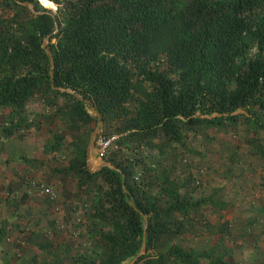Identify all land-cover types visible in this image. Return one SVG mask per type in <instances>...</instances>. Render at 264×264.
<instances>
[{"label":"trees","instance_id":"obj_1","mask_svg":"<svg viewBox=\"0 0 264 264\" xmlns=\"http://www.w3.org/2000/svg\"><path fill=\"white\" fill-rule=\"evenodd\" d=\"M18 1L35 2L11 0L19 11L25 7ZM41 1L58 5L62 19L36 10L18 29L12 19L0 18V107L19 115L10 118L6 132L26 120L25 104L38 95L52 105L65 97L61 115L80 133L95 121L88 111L95 109L102 135H116L121 147L137 154L167 142L183 144L189 133L207 136L205 129L264 128V0ZM159 59L164 69L149 67ZM143 82L151 90L143 91ZM138 90L142 97L131 109L128 101ZM49 145L58 149L59 137ZM76 147L73 162L59 173L75 175L79 192L98 193L91 216L108 225L99 236L102 264L134 257L131 264H201L174 239L211 226L202 199L181 197L168 179L149 199V179L134 175L141 156L113 163L119 171H91L87 138ZM214 204L226 209L223 202ZM209 264L235 263L218 253Z\"/></svg>","mask_w":264,"mask_h":264},{"label":"rangeland","instance_id":"obj_2","mask_svg":"<svg viewBox=\"0 0 264 264\" xmlns=\"http://www.w3.org/2000/svg\"><path fill=\"white\" fill-rule=\"evenodd\" d=\"M25 2L18 1L25 7L19 11L11 6V0H0V18L12 19L11 24L18 29L30 23V13L36 10L62 19L60 7L52 1L48 6L41 0ZM129 67L136 71L131 64ZM149 67L164 69V60L151 61ZM141 87L151 90L147 82ZM141 97L139 90L134 91L129 107L134 108ZM64 98L58 96L56 105L40 95L31 98L21 113L26 120H19L11 133L4 127H9L12 116L16 120L19 115L0 107V264H102L105 257L99 236L108 225L91 216L98 193L79 192L75 175L59 173L73 162L82 137L87 138L88 147L98 119L89 107L95 117L92 125L81 133L70 129L59 110ZM101 130L94 136L89 154L86 147V164L91 162L92 171L103 162L113 164L123 157L141 156L142 163L137 164L134 175L139 180L149 179L145 181L147 198L156 196L168 179L181 197L204 201L211 226L198 225L174 239L175 245L197 254L201 264H209L218 253L232 257L235 264H264V227L248 213L254 210L250 209L253 203L264 202V128L243 125L229 131L205 129L207 136L189 133L183 144L167 142L142 154L121 147L116 135L102 148L98 139L111 136L105 137ZM53 136L59 137V148L50 150ZM214 202L225 203L226 209ZM61 217L86 219L83 246L93 248V252L81 253L76 250V241L64 235L55 239L49 222Z\"/></svg>","mask_w":264,"mask_h":264},{"label":"crops","instance_id":"obj_3","mask_svg":"<svg viewBox=\"0 0 264 264\" xmlns=\"http://www.w3.org/2000/svg\"><path fill=\"white\" fill-rule=\"evenodd\" d=\"M261 117H264V116H261ZM248 178H250V177H248ZM252 206L250 207V209H254V210L250 211L247 209L248 213L249 214L252 213V215L254 216L253 217L254 220H260L261 225H263V227H264V202L263 203H253ZM72 223H73V225H72ZM49 224L52 226V229H54L55 239H57L56 237H58V235L61 234V235H64L66 238H70L71 240L76 241V245H77L76 250L88 251L91 249V247L87 248V247L83 246V243L86 241L84 234H87L86 230L85 229L83 230V227H84V219L83 218H73L72 219V217H71L69 220L65 219L64 217L57 218V219L55 218V219H52L49 222ZM75 224H77L79 226L82 225V226L78 229H75V226H74ZM77 242H78V244H77ZM81 253H83V251Z\"/></svg>","mask_w":264,"mask_h":264},{"label":"water","instance_id":"obj_4","mask_svg":"<svg viewBox=\"0 0 264 264\" xmlns=\"http://www.w3.org/2000/svg\"><path fill=\"white\" fill-rule=\"evenodd\" d=\"M25 3H27V2H25ZM44 44H46V41H45V40H44ZM47 51H49V49H48ZM50 61H51V63H50L49 74H50V77H51V79H52L53 61H52V59H51V56H50ZM93 112L96 114V117H97V119H98V128L95 129V130L91 133V135H90V144H89L88 147H87V154H89V148L92 147V145H93V138H94V136H95V135L99 132V130L102 129V127H103V124H102V122H101V120H100V118H99V115H98L97 112L95 111V109H93ZM102 166H107V167H109V168H111V169H113V170L119 171L118 168H117L115 165L110 164V163H107V162H103ZM88 169L91 170V162H88ZM91 171H92V170H91ZM144 249H145V244H143V246H142V248H141V250H140L139 253L144 252ZM135 258H136V257H134L133 259H131L128 263H124V264H131V263L135 260Z\"/></svg>","mask_w":264,"mask_h":264},{"label":"built area","instance_id":"obj_5","mask_svg":"<svg viewBox=\"0 0 264 264\" xmlns=\"http://www.w3.org/2000/svg\"><path fill=\"white\" fill-rule=\"evenodd\" d=\"M114 137H110V138H108V139H105V140H102V138H99L98 139V144L102 147V148H104L107 144H109L110 143V141L113 139ZM45 191L46 192H49V189H45Z\"/></svg>","mask_w":264,"mask_h":264}]
</instances>
